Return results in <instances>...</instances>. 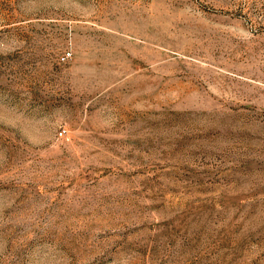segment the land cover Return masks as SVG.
I'll use <instances>...</instances> for the list:
<instances>
[{"label": "rangeland", "instance_id": "374dc122", "mask_svg": "<svg viewBox=\"0 0 264 264\" xmlns=\"http://www.w3.org/2000/svg\"><path fill=\"white\" fill-rule=\"evenodd\" d=\"M0 264H264V0H0Z\"/></svg>", "mask_w": 264, "mask_h": 264}, {"label": "built area", "instance_id": "2783aa9c", "mask_svg": "<svg viewBox=\"0 0 264 264\" xmlns=\"http://www.w3.org/2000/svg\"><path fill=\"white\" fill-rule=\"evenodd\" d=\"M66 56H69V54L67 53Z\"/></svg>", "mask_w": 264, "mask_h": 264}]
</instances>
